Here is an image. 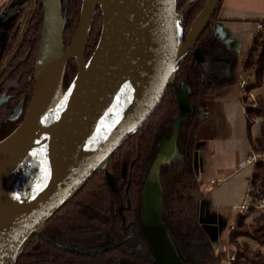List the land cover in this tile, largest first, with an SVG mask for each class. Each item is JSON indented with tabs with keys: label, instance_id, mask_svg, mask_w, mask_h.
I'll return each mask as SVG.
<instances>
[{
	"label": "water",
	"instance_id": "95a60500",
	"mask_svg": "<svg viewBox=\"0 0 264 264\" xmlns=\"http://www.w3.org/2000/svg\"><path fill=\"white\" fill-rule=\"evenodd\" d=\"M196 1L186 0L177 11L176 0H81L76 30L64 47L68 0L64 8L61 0H41L43 20L32 98L22 122L0 140V264H15L27 242L93 174L103 171L108 189L119 196L116 180L106 164L123 140L148 119L170 84L178 114L171 136L160 143L143 185L142 228L156 263L190 264L178 256L161 221L159 171L177 154L180 125L194 111L187 84L174 82L176 71L189 52L196 62L205 65L196 43L221 2L205 0L183 37V13ZM98 9L102 16L100 34L86 59ZM214 32L228 49L239 48L226 33L218 36ZM69 61L75 62L76 73L65 87L63 76ZM12 117L10 114L7 119ZM203 146L194 144L195 177L197 150ZM125 177L123 164L122 182ZM199 206L198 222L214 248L215 234L204 225L201 202ZM57 247L93 255L113 246L105 242L90 251Z\"/></svg>",
	"mask_w": 264,
	"mask_h": 264
},
{
	"label": "trees",
	"instance_id": "16d2710c",
	"mask_svg": "<svg viewBox=\"0 0 264 264\" xmlns=\"http://www.w3.org/2000/svg\"><path fill=\"white\" fill-rule=\"evenodd\" d=\"M177 11L185 0H177ZM220 2L211 22L217 18L221 8ZM66 0H61L64 8ZM81 0H68L65 25L63 32L64 47L71 42L76 30ZM205 0L198 1L187 7L182 17L183 37L186 36L193 18L197 15ZM261 29L254 36L243 57L238 59V47L228 49L216 37L210 24L200 35L196 47L202 53L200 43L208 41L214 45L222 44L227 51L234 55V63L230 79L220 81L208 78L206 67L193 59L192 52L185 57L176 71L174 82H184L189 87L188 97L194 105L193 114L180 125L177 137V154L171 161L160 167L159 183L162 190L163 222L178 256L191 264H224L226 251H216L198 222L199 205L205 197V192L199 187L198 179L193 171V150L196 142L194 129L198 115L204 111L207 98L216 91L234 85L236 82L235 69L240 66V73L247 74V84L243 88L242 106L246 124V137L251 152L259 155L257 163L252 165L247 196L250 204L264 199V123L260 126L259 136L253 138L251 127L258 118H264V96L256 95L255 100L248 94L259 89L264 80V18L257 20ZM42 23V6L40 5L29 30L30 41L34 40L31 59L23 68V76L27 78L33 73V64L37 52ZM102 16L97 10L88 43L85 58L91 55L99 38ZM32 39V40H31ZM76 73L74 61H69L65 67L63 82L66 87ZM178 114L174 87L168 85L160 103L152 114L138 129L126 137L118 150L106 164V169L116 180L117 191L121 193L126 186L129 203V215L123 213L126 220H138L142 223L141 192L149 168L155 158L163 138H169L172 124ZM125 164L126 177L121 182V168ZM120 205L118 196L112 193L104 180L103 171H99L86 182L74 197L60 208L46 222L40 232L35 234L18 255L15 264H38L50 262L53 264H111L116 252L124 246H118L105 253L94 255H79L63 250L57 245L74 247L78 250H92L107 239L111 231H119L120 238L124 232L120 227V219L116 212ZM254 211L250 208L245 214H238L229 229L227 245L235 253L232 264H264V253L259 249L252 250L248 240L252 239L257 245L264 246V213L253 218L250 224L245 219ZM111 222V223H109Z\"/></svg>",
	"mask_w": 264,
	"mask_h": 264
},
{
	"label": "crops",
	"instance_id": "0c3cea01",
	"mask_svg": "<svg viewBox=\"0 0 264 264\" xmlns=\"http://www.w3.org/2000/svg\"><path fill=\"white\" fill-rule=\"evenodd\" d=\"M262 18L264 0H223L214 31L218 36L226 33L228 38L237 42L240 57H243L252 38L259 34L261 27L257 20ZM263 88L264 80L254 94L264 95ZM242 96L243 91L236 82L219 89L207 98L205 109L196 120V142L205 144L197 150V179L206 194L201 201V219L215 234L213 244L219 251L228 246L229 228L237 216L235 209L248 197L252 172V166H240L251 152ZM263 123L264 118H261L251 127L253 138L259 136Z\"/></svg>",
	"mask_w": 264,
	"mask_h": 264
},
{
	"label": "flooded vegetation",
	"instance_id": "af4514ba",
	"mask_svg": "<svg viewBox=\"0 0 264 264\" xmlns=\"http://www.w3.org/2000/svg\"><path fill=\"white\" fill-rule=\"evenodd\" d=\"M185 2L186 0L181 7ZM178 3L176 0V9ZM40 5L42 6L41 0H0V140L5 138L22 122L32 98L34 87L33 73L31 76L24 78L23 68L32 57L34 40L31 39L32 41H30L28 34L31 26L34 24L35 15ZM211 21L213 20L211 19ZM211 21L209 25L212 24L211 27L214 31L215 20L214 22ZM38 45L39 41L36 57ZM200 47L205 51V53H202V51L201 53L205 60L204 66L206 67L208 78L220 81L230 79L234 55L222 47V44L214 45L208 41H203L200 43ZM10 114L13 117L7 119ZM127 188L128 186L123 191L126 206L122 204L123 199L121 193L118 192L119 196L117 195L120 203L119 206L122 207L120 213L123 218H121L118 212L119 206L116 209L124 236L120 238L119 231H111L107 239L102 243L110 242V246L113 247L102 253L118 246H124L116 252L115 257L111 260V264H120L121 262H129L131 264H158L152 257L151 248L143 233L142 223L139 224L138 220L133 219L126 220L123 215L125 212V215L128 217L130 210L126 195ZM122 219H124V225L122 224ZM123 240L126 241L119 244ZM99 246L94 249H97ZM38 264L53 263L43 262Z\"/></svg>",
	"mask_w": 264,
	"mask_h": 264
},
{
	"label": "built area",
	"instance_id": "2783aa9c",
	"mask_svg": "<svg viewBox=\"0 0 264 264\" xmlns=\"http://www.w3.org/2000/svg\"><path fill=\"white\" fill-rule=\"evenodd\" d=\"M237 84L238 87L243 91V88L245 87V85L247 84V81L244 80V78L239 74L237 77ZM248 98L253 100L254 96L252 95V93L248 94ZM259 160V155L255 152H250L246 158L240 163L241 167H245V166H252L255 163H257ZM253 208L256 210H259L261 212H264V199L263 200H258L256 203L254 204H250V203H242L239 206L236 207V212L237 215L238 214H243L245 212H247L248 209ZM233 228V223L230 225L229 229ZM235 261V253L234 251H232L228 246L226 249V258L224 260V264H232Z\"/></svg>",
	"mask_w": 264,
	"mask_h": 264
},
{
	"label": "rangeland",
	"instance_id": "374dc122",
	"mask_svg": "<svg viewBox=\"0 0 264 264\" xmlns=\"http://www.w3.org/2000/svg\"><path fill=\"white\" fill-rule=\"evenodd\" d=\"M260 30V29H259ZM260 32V31H259ZM258 35V34H257ZM240 56H241V54H238V59H240ZM240 66H237L236 67V69H235V74H236V83H237V77H238V75L240 74L243 78H244V80H248V77H247V74H244V73H240ZM246 80V81H247ZM252 93V95L254 96V99L253 100H255V97H256V94H254V91H252L251 92ZM262 93H264V88L262 89ZM257 95H261V94H257ZM261 96H264V95H261ZM258 119H260V118H258ZM257 119V120H258ZM258 124V123H257ZM125 171H126V167H125ZM250 201V199H249V197H247L246 199H245V202L246 203H248ZM249 210V209H248ZM248 210H247V212H248ZM247 212H245V213H247ZM245 213H243V214H245ZM262 212L261 211H259V210H256V209H254V211L245 219V221H246V223H248V224H250L251 222H252V220H253V218H255V217H257L259 214H261ZM234 222V221H233ZM232 222V223H233ZM228 226H229V224H228ZM248 243H249V246H250V248L252 249V250H255V249H259L261 252H263L264 253V246H259V245H257L252 239H250V240H248ZM230 248V247H229ZM226 249H227V246L226 247H224V249H223V251H226Z\"/></svg>",
	"mask_w": 264,
	"mask_h": 264
}]
</instances>
